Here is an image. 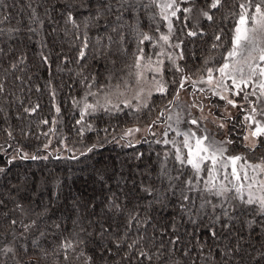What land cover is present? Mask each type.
<instances>
[{
  "label": "snow or ice",
  "instance_id": "obj_1",
  "mask_svg": "<svg viewBox=\"0 0 264 264\" xmlns=\"http://www.w3.org/2000/svg\"><path fill=\"white\" fill-rule=\"evenodd\" d=\"M57 3L59 7L51 0H25L27 23L17 19L13 25L11 15L4 11L8 7L6 0H0V69L4 73L26 72L29 57L19 49V44L24 42L21 33H27V40L32 41L43 34L46 21L62 22L64 35L74 37L70 46L78 49L75 63L81 70L77 75L82 77L81 82L91 80L86 85L89 89L95 83V76L83 74L89 51L95 54L94 58L110 54L126 56V45L134 43L135 59L127 67L135 69L128 73L135 77V84L151 83L153 87L148 90V97L153 90L167 96L169 84L176 85L165 110L169 113L166 120L171 123H167L163 139L153 141L171 145L172 151L155 153L154 175L140 171L139 164L129 161L113 165L110 171L107 167L94 169L90 195L83 190L75 194L69 192L66 182L52 174H33L31 183L13 186L7 197L0 194V215L8 221L10 229L3 232L0 228V241L11 237L6 243H0V264H40L50 255L54 256L56 264L77 261L79 264H264V153L257 161L248 155L264 149V0H243L235 5L238 11L229 13L234 20L232 27L228 33L223 28L214 33L210 45L212 51L224 48L225 43L229 47L218 60L205 57L202 68L197 69L198 76L185 74L184 67L178 63L186 59L185 39L206 35L203 28L188 26L194 18L195 0H57ZM205 3L209 10L199 9L198 18L213 22L212 10L224 8L227 0H205ZM53 13L59 16V21ZM177 22L182 26L178 28ZM162 26L166 27V32L162 31ZM93 29L96 35L90 36ZM52 32H57V28L53 27ZM225 35H228L227 41ZM37 43L41 48L40 62L50 68L51 53L45 52L47 40H37ZM146 45L159 50L146 55ZM58 58L62 64L72 62L67 56ZM165 60L171 67L166 66ZM5 62L6 68L3 67ZM165 71L181 73L179 80H165ZM146 72L152 73L150 80ZM7 79V75L0 77V96L5 100L14 95L6 92ZM14 80L24 85L31 77L25 80L23 75H15ZM124 86H128L126 80ZM48 87L55 98L51 81ZM24 90L21 87L20 91ZM182 91L193 97L192 103H179ZM144 93L141 87L133 97L138 102L137 112L149 109L148 102L143 100ZM88 96L96 97L97 93L89 91L81 100L73 101L80 109L77 124L98 111L112 110L111 100L106 99L103 104L99 100L90 103ZM212 97L223 101L222 111L221 105L211 102ZM205 100L209 103L205 104ZM17 101L23 104L18 98ZM122 103L124 107H132L131 101ZM39 107L36 104L24 107L23 111L32 114ZM112 107L121 110L118 105ZM173 107L179 109L174 115ZM205 108L208 114H204ZM213 108L217 112H213ZM192 109L200 115L194 117ZM230 109L243 113L239 122ZM55 110L60 113L59 106ZM165 111L145 129H127L119 139L114 137L110 142L124 141L126 148L134 147L135 143H147L146 139L135 140L136 134L147 131L155 136L153 126L160 123ZM3 113L4 108L0 107V115ZM207 123L220 130L231 128V131L223 139H217ZM181 124L194 127L181 129ZM87 129L93 130L90 124ZM83 130L81 128L80 134ZM5 131L14 139L11 131ZM170 131L181 139H169ZM233 135L236 139L231 138ZM237 140L238 146L246 152L236 153L233 146H237ZM48 147L44 145L45 149ZM97 147L103 144H94L80 155H87ZM144 155L135 152L130 160L142 161ZM17 159L47 160L48 156L17 150L5 166H0V175H6L10 170L7 166ZM21 192L24 193L21 199L26 197L37 206L45 195L49 199L48 205L35 214L37 218L27 223L9 215L17 210L22 216L30 215L16 198ZM9 203L12 208L8 207ZM40 222L46 225L44 230L39 229ZM49 229L59 233L56 237L59 243L51 252L41 242V238L49 235ZM33 230L39 231V236L29 239Z\"/></svg>",
  "mask_w": 264,
  "mask_h": 264
},
{
  "label": "trees",
  "instance_id": "obj_2",
  "mask_svg": "<svg viewBox=\"0 0 264 264\" xmlns=\"http://www.w3.org/2000/svg\"><path fill=\"white\" fill-rule=\"evenodd\" d=\"M52 3L57 4V0H51ZM243 0H227V4L224 8L219 10H212L214 13V21L209 22L202 18H198V10L203 8L209 10L205 0H195V9L193 12V19L189 22V27H201L204 29L206 35L204 37L186 38L184 45V52L186 59L178 61V63L184 67L185 74L196 73L200 74L197 69L202 68L203 60L205 57H215L217 60L220 58V54L224 53L225 49L229 47L228 43H225L224 48L212 51L210 45L213 42V34L219 29L223 28L225 33L232 27L234 20L229 15L230 11H238L235 7ZM8 7L4 10L6 14L11 15L13 25L16 24L17 19H20L26 25V13L28 9L25 6V0H6ZM186 6V5H182ZM191 6V5H187ZM23 8L24 12L20 9ZM38 11L43 13L42 9ZM56 16L59 21V16ZM228 17L227 19L225 17ZM143 19V16H142ZM162 23V22H161ZM145 26L147 20H144ZM182 25L177 22V27ZM56 27L57 32L53 33L52 28ZM65 25L62 22L58 24H52L48 21L45 22L43 34L40 37H34L32 41L27 40V33H21L24 37L23 44H19V49L27 52L29 57V64L25 73H4L0 69V77L7 75L5 87L6 92L9 95L8 100L0 96V107L4 108L3 115H0V166H5L7 160L11 155H16L17 150H22L29 155H36L39 157L48 156L47 160H15L11 165L7 166L8 169L6 175H0V194H4L6 197L10 189L13 186H23L25 183H31L33 174L35 176L52 174L63 179L67 186L68 191L75 194L83 190L89 195L91 194V188L94 186L92 180L95 176L94 169L102 170L105 167L111 170L113 165L119 166L121 162L129 161L130 163L139 164V169L142 172H152L155 174L157 167V157L155 153H163L164 151H172L171 145L156 144L153 141L155 139H163L162 133L167 125V105L168 101L172 99V94L175 92L176 85L169 84V94L167 96L154 95L149 103V109L137 112L132 108L120 106L121 110L117 111H98L93 115L86 116L82 124H77L76 121L80 119L79 106L74 105V100H81L87 92H100L105 88L111 80H117L124 76L131 68L127 67L132 65L135 57L132 55L136 50L134 43L126 45L128 48V54L126 56L110 54L107 57L100 58L95 56L92 51H89L87 56V66L83 70L85 76H95V83L91 89L86 85L91 83V80L82 81V77L78 76L80 72V65L75 63L77 47H71L74 37L70 34L65 36L62 29ZM69 29L70 25L67 26ZM162 31H167L166 27L162 26ZM90 36L96 35V30L93 29L89 32ZM230 35V34H229ZM47 40L48 48L45 49L46 54L51 53V67L48 68L40 62L39 52L41 51L40 45L37 40ZM228 40V35H225V41ZM18 43V42H17ZM79 44V41H76ZM146 55L152 54L159 49L150 48L145 46ZM195 53V56L192 54ZM67 56L72 61L70 63H61V59L58 57ZM155 56H153L154 58ZM114 61L115 63H112ZM84 63V62H81ZM166 66L170 67L167 62ZM3 67H7L5 62ZM62 69V70H58ZM15 75H23L25 80L31 77V80H27V83L21 85L19 81L14 80ZM181 73H175L174 71H165V80L171 81L175 78L179 80ZM51 81V89L56 92L55 98L50 94V88L48 83ZM101 86H104L103 88ZM21 87L25 90L20 91ZM39 87L40 91H36ZM189 91L191 86L189 85ZM28 89H31L30 91ZM185 91H182L183 93ZM180 93V94H181ZM188 95L189 103L193 101V97ZM23 101V104L17 101ZM92 96H88L87 99H91ZM213 99L212 103L221 105L223 108V101H219L217 97ZM239 101V98H237ZM15 101V102H14ZM207 104L208 100H205ZM39 104V109L32 114L25 113L24 107H32ZM60 107V113L57 114L55 107ZM193 110V109H192ZM197 111L196 109H194ZM161 111H165V115L160 117V123L153 126V130L156 133L155 136L146 132V135L138 137L136 140L143 141L146 139L148 142L135 143L132 148L123 147L124 141L119 144L110 142L115 137L119 139L124 131L131 128H143L159 116ZM213 112H217V109L213 108ZM243 113L239 109H235V114L232 115L236 118V121L242 118ZM19 116V118H17ZM47 120L48 123H43ZM56 121V123H53ZM91 125L92 129L89 131L87 125ZM175 126V125H174ZM161 127H163L161 129ZM190 127V126H189ZM83 128V133L80 134V130ZM5 129L12 132L14 139L9 138ZM107 129V131H104ZM221 131V130H219ZM231 131V128L221 131L220 134L223 138ZM26 133V135H25ZM47 133V135H45ZM175 138L177 140L180 137H175L173 132H169V139ZM231 138L236 139L233 135ZM237 140V146L235 147L236 153H243L246 150L239 145ZM48 144L47 149L44 145ZM94 144H103V147H97L93 152L87 153V155H80L81 152H87V148ZM11 145V147H9ZM135 152H143L144 158L142 161H131L130 157ZM249 158L256 161V154H248ZM76 156L78 159H70V157ZM56 157H61L56 159ZM98 187V185H96ZM24 193L21 192L16 198L24 205L26 210H29L30 215L22 216L17 210L16 212H10L9 215L12 218L23 219L27 223L30 219H36V213L43 210L44 206L48 205L49 199L45 195L41 203L37 206L31 200L26 197L21 199ZM9 208L13 205L9 203ZM51 216L52 214L49 213ZM59 215V212L56 213ZM46 225L43 222L39 223V229L44 230ZM0 228L3 232H8V221L0 215ZM19 229H16L18 231ZM67 234V233H65ZM58 232L49 229V235L45 238H41V242L45 248L51 252L59 240L56 237ZM39 236V231L33 230L29 239ZM11 237L0 241V243H6ZM11 264V262H9ZM40 264H56L54 256L50 255L47 260H41ZM79 264V261L75 262Z\"/></svg>",
  "mask_w": 264,
  "mask_h": 264
},
{
  "label": "rangeland",
  "instance_id": "obj_3",
  "mask_svg": "<svg viewBox=\"0 0 264 264\" xmlns=\"http://www.w3.org/2000/svg\"><path fill=\"white\" fill-rule=\"evenodd\" d=\"M156 57H154L153 59H155ZM167 62V60H165V63ZM168 63V62H167ZM171 67V66H170ZM130 71H135V69H130ZM128 71L124 76H122L121 78L117 79V80H111L109 82V84L103 88L102 91L97 92V96L96 97H92L91 99H88V102L90 103H95L96 100H99L101 104L105 103L106 99L111 100V105H109V107L112 109L111 111L116 110L115 108L112 107V105H118L120 106H124V104L122 103V101H131L132 103V109L135 110L138 102L136 100L133 99V97L136 95V93L139 91V89L141 87H143L145 89V93L143 96V100H146L148 102V104L150 103L151 99L153 98L154 95H160L158 93H156L154 90L152 92L151 97H148L147 92L149 89H151L153 86L151 83H142L141 85H136L135 84V77L134 76H129L128 73L130 72ZM145 75L149 78V80L151 79L152 73H148L146 72ZM127 81L128 86L125 87L124 86V81ZM117 85H119V87H117ZM213 98V97H212ZM211 101L213 102V99H211ZM179 103H183V104H190L189 100H188V95L183 92L180 94V101ZM205 104H207L206 101H204ZM144 110V109H143ZM142 110V111H143ZM213 110V109H212ZM223 108H220V111H222ZM179 109L173 107L172 109V114L174 115L175 112H178ZM231 114L234 115L235 114V109H230ZM169 113H167L168 115ZM204 114H208V108H205V113ZM192 115L195 116H199L200 113L198 111H195L194 109L192 110ZM186 116V114H185ZM187 118V117H186ZM167 123H171V121H167ZM194 127L191 125H186V124H181L180 128L184 129L186 127ZM207 127L216 134L217 139H223V135L220 134L221 130L216 128L213 124L211 123H207ZM163 127H161L162 129ZM141 129H145V127L141 128ZM226 130V129H225ZM154 131V130H153ZM147 131H142L140 133L136 134L135 140L138 137H141L143 135H146ZM264 153V149L258 150V152L256 153V159L258 160L259 156ZM256 160V161H257Z\"/></svg>",
  "mask_w": 264,
  "mask_h": 264
}]
</instances>
